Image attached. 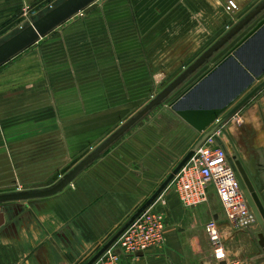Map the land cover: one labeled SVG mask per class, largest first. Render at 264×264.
Returning a JSON list of instances; mask_svg holds the SVG:
<instances>
[{
    "label": "crops",
    "instance_id": "crops-1",
    "mask_svg": "<svg viewBox=\"0 0 264 264\" xmlns=\"http://www.w3.org/2000/svg\"><path fill=\"white\" fill-rule=\"evenodd\" d=\"M130 4L124 19L128 39L120 41L117 36L113 40L102 35L97 41L90 34L81 42L85 49L80 62L86 68L84 79L98 82L84 90L85 113L94 112L92 104L87 107L92 90L105 92V82L116 79V75L123 78L126 65L134 66V77H144L149 89L160 81L170 84L182 74L199 58L201 54L196 56L200 50L206 51L216 42L205 48V42L214 37L198 35L205 33L203 18L198 22L204 11L212 23L210 34L215 36L224 24H229L221 22L220 0H131ZM192 12L197 14L191 20ZM68 60L71 63L72 58L68 56ZM67 75L68 95L73 97L77 74L70 68ZM163 107L166 106L149 114L148 120L138 122L62 192L47 198L0 204V264H87L148 202L203 135L177 113ZM102 112L104 117H85L83 124L69 128L64 136L61 134L57 141L62 149L49 153L47 160L30 161L21 147L26 145L21 137L15 143H19L20 153L14 155L11 149L2 167L0 188L12 184L26 189L41 184L51 186L48 184L65 172L62 170L66 165L70 166L78 156L88 155L119 129L121 119L112 114L115 110ZM236 114L227 125L228 131L244 159H254L264 181V91ZM30 169H36L35 178L30 177ZM212 194L217 203L208 200L187 208L172 181L149 206L165 215L166 243L136 254L120 251V264H206L212 253L206 250V224L216 219L224 231L231 230L213 188L209 199ZM229 234L232 239L245 238V242L239 243L244 250L248 249V255L245 253L242 258L247 264L264 263V250L256 231L247 228Z\"/></svg>",
    "mask_w": 264,
    "mask_h": 264
},
{
    "label": "rangeland",
    "instance_id": "rangeland-1",
    "mask_svg": "<svg viewBox=\"0 0 264 264\" xmlns=\"http://www.w3.org/2000/svg\"><path fill=\"white\" fill-rule=\"evenodd\" d=\"M62 1L64 0H0V43L12 37L21 28L30 24L32 19L42 16L49 9ZM130 1L131 0H97L85 10L75 15L70 20L66 21L26 50L12 58L10 61L0 66V175L4 174H2V171H4L2 167L8 159V154L11 153V149H13L14 154L15 152L20 153V149L23 147L26 150L25 153L29 156L30 161L33 162L47 160L49 158L47 157L49 153L52 155L53 153H58V150L60 152L62 149L63 146L58 145L59 141H57L61 137V134L64 136L69 128L76 126V124H83L85 117L95 115L104 117L106 114H103V110H115V113L112 114H116V116L121 119L119 126L122 127L155 96H157L170 82L160 81L157 85L149 89V85H147V81L144 80V77H141L140 80L138 79V76L137 79L134 77V66L126 65L123 78L116 75V79H109L105 82L103 86L105 92L103 91L101 93L100 91L95 92L92 90L93 95L91 97V102H88V99L90 98H87V107L88 104H92L90 107L94 112H84L86 103L84 90L86 86H89L90 84H92L93 88L98 82H88L84 79L86 68L84 65H81L80 62L81 58L84 56L85 49L81 42H84L85 35L90 34L93 35V39L97 41L101 39L102 35H106L113 40H116L117 36L120 41L128 39L130 34L128 31H125L124 19L125 13L131 6ZM261 1L262 0H251L242 4L241 9L233 15L234 21L231 19L232 16L229 17V14L224 11L223 6L221 5L222 10H219L222 12L221 22L223 23L225 20V23L228 22L231 25L227 27L225 26L226 24H224L215 36L210 34L212 32V23L206 11L202 13L201 17L198 16V22L203 18L205 25V33L202 31L203 34L198 35L201 37H204L205 35L210 37L212 35L214 37L205 42L207 43L205 48L220 39ZM220 2L223 4V0H220ZM196 14V12H192L191 20L192 16H195ZM263 18L264 10L251 20L225 46H223V48L220 49L208 61V63L201 67L196 75L191 79L189 78L157 108L166 106L163 108L174 111L171 108V103L190 85H192L202 73H204V71L213 66L211 61L214 60L213 62L216 63L217 59L220 60ZM196 24L198 23L196 22ZM106 28H109L108 31H103ZM114 30L117 34L113 32ZM209 30H211V32ZM201 51L202 50L199 51L196 58L205 50ZM68 56L72 58L71 63L68 60ZM70 68L77 74L78 78L77 81L74 80L76 95L73 97L68 95L69 81L67 74ZM142 69H144L143 66ZM96 75L97 73L94 72L93 79L95 80L97 78ZM59 88L61 89L60 92L57 91ZM263 91L264 88L246 104L251 103V101ZM241 98H243V96ZM241 98L237 100L235 104H237ZM59 101L61 103L58 107ZM101 107H104V109L98 110V108ZM237 112H239V110ZM236 113L225 123L224 127L229 126V121L237 116ZM149 114L144 120H148ZM106 124V122L103 123V125ZM226 130L228 131V128H226ZM21 137L26 141V145L20 147L19 143H15L19 142ZM55 140L57 142H55ZM62 140L63 139H61V142ZM226 141L228 142L229 139L226 138ZM91 152H89V154ZM86 155L87 154L84 156H78L75 162L71 161L70 166L66 165L64 168H67L62 170L65 172L58 174L57 177L54 178V182L48 185H55L61 178L79 164ZM47 162L49 161H46V164H48ZM50 167H54V165L50 164ZM35 170L36 169L29 170L30 177H36ZM35 187L37 188L30 187L29 189L45 188L43 184ZM25 189L26 188H18V186L13 184L7 185L4 188H0V194ZM210 200L215 203L218 202V199L214 194H212V198L210 197L209 201ZM247 228L235 229V231L226 228L224 243L228 249V259L232 261L240 260L243 264H247L243 260V254L247 253L248 255V249L244 250V247L239 243L240 241L245 242V238L239 240L235 238L232 239L233 237L229 234L230 232L235 234L236 232L246 230ZM206 243V250L209 249V252L213 253L209 239ZM212 253H210L211 256L208 255L206 264H213L216 262ZM258 264L264 263L261 261L258 262Z\"/></svg>",
    "mask_w": 264,
    "mask_h": 264
},
{
    "label": "water",
    "instance_id": "water-1",
    "mask_svg": "<svg viewBox=\"0 0 264 264\" xmlns=\"http://www.w3.org/2000/svg\"><path fill=\"white\" fill-rule=\"evenodd\" d=\"M97 0H64L49 9L42 16L32 19L12 37L0 43V66L26 50L51 31L79 14ZM264 10V0L257 4L233 28L218 39L199 58L168 84L149 104L141 109L122 127L116 130L100 146L77 164L55 185L40 189H25L0 194V204L14 201H28L47 198L62 192L91 163L129 132L138 122L155 108L163 104L193 74L236 36L251 20ZM222 74V80L214 82ZM220 77V78H221ZM263 79V80H262ZM259 82V83H258ZM258 83V84H257ZM208 87V85H211ZM264 88V18L232 47L218 62L206 70L172 103L171 108L190 126L203 133L193 149L168 176L148 202L105 244L87 263L94 264L123 234V232L154 202L161 192L173 181L178 172L188 162L195 151L206 139L223 129L225 123L240 110L251 98ZM245 95V96H244ZM243 96V98H241ZM241 100L234 105V103ZM218 139V136H216ZM230 158V163L246 192L250 205L259 222L264 225V204L250 181L246 165L241 159ZM260 246L264 250V232L259 235ZM213 264H228L220 260Z\"/></svg>",
    "mask_w": 264,
    "mask_h": 264
},
{
    "label": "built area",
    "instance_id": "built-area-1",
    "mask_svg": "<svg viewBox=\"0 0 264 264\" xmlns=\"http://www.w3.org/2000/svg\"><path fill=\"white\" fill-rule=\"evenodd\" d=\"M249 1L223 0V6L234 21L233 15ZM230 25L227 24V27ZM220 133L221 130H217L215 135L209 136L198 147L173 183L182 204L187 208L207 202L213 188L222 204L227 225L234 230L249 228L256 222V217L246 202L225 148L218 143L216 136ZM206 232L216 262L226 260L228 264H243L240 260L228 259L225 231L218 220H209ZM166 241L164 213L147 208L95 264H120V251L136 254L163 246Z\"/></svg>",
    "mask_w": 264,
    "mask_h": 264
},
{
    "label": "flooded vegetation",
    "instance_id": "flooded-vegetation-1",
    "mask_svg": "<svg viewBox=\"0 0 264 264\" xmlns=\"http://www.w3.org/2000/svg\"><path fill=\"white\" fill-rule=\"evenodd\" d=\"M226 128H228V127H225V129ZM219 130H221V133L218 136V143L221 144L225 148L227 155H228V158H229V162H230V158H234L235 156H236V159H234V161H236L237 159H241L243 161V163L246 165L245 167L247 169L248 176H249L250 181H251V183L255 189V192L258 194L260 201L264 204V181L262 180V178L260 176V170L254 166V159H250L249 161H246L244 159L243 154H242L240 148L238 147L233 135H230L231 132L228 133L227 130H226L227 132H225L223 129H219ZM226 135L228 137H226ZM224 138H225V140H224ZM226 138L229 139L231 145H230L229 141L228 142L226 141ZM230 165H231V163H230ZM231 167L233 168L232 165H231ZM233 170H234L236 177L239 181V184H240L241 190L243 192V195L246 199V202L249 205V208L251 209V211L254 213V211L250 205V202L248 200V197L246 195V192H245V190H244V188H243V186H242V184H241V182L237 176L236 170L234 168H233ZM254 215H255V213H254ZM255 217H256V222L252 226H250L249 228H252L259 235L261 232H264V225L259 222L256 215H255Z\"/></svg>",
    "mask_w": 264,
    "mask_h": 264
},
{
    "label": "bare ground",
    "instance_id": "bare-ground-1",
    "mask_svg": "<svg viewBox=\"0 0 264 264\" xmlns=\"http://www.w3.org/2000/svg\"><path fill=\"white\" fill-rule=\"evenodd\" d=\"M221 76H222V74H221L220 76H218L216 79H218V80H222V77H221ZM220 77H221V78H220ZM216 79H215V80H216ZM218 80H217V81H218ZM211 85H212V84H211ZM211 85H208V87H211Z\"/></svg>",
    "mask_w": 264,
    "mask_h": 264
}]
</instances>
